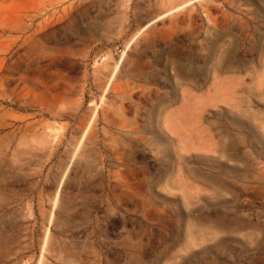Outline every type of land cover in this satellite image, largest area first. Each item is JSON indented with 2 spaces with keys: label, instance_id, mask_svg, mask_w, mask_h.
<instances>
[{
  "label": "rangeland",
  "instance_id": "rangeland-1",
  "mask_svg": "<svg viewBox=\"0 0 264 264\" xmlns=\"http://www.w3.org/2000/svg\"><path fill=\"white\" fill-rule=\"evenodd\" d=\"M258 26L264 0H0V264H264Z\"/></svg>",
  "mask_w": 264,
  "mask_h": 264
},
{
  "label": "crops",
  "instance_id": "crops-1",
  "mask_svg": "<svg viewBox=\"0 0 264 264\" xmlns=\"http://www.w3.org/2000/svg\"><path fill=\"white\" fill-rule=\"evenodd\" d=\"M250 36L243 38L242 41L237 43L250 44V45H264V27H252ZM258 55L251 54V59H258Z\"/></svg>",
  "mask_w": 264,
  "mask_h": 264
},
{
  "label": "bare ground",
  "instance_id": "bare-ground-1",
  "mask_svg": "<svg viewBox=\"0 0 264 264\" xmlns=\"http://www.w3.org/2000/svg\"><path fill=\"white\" fill-rule=\"evenodd\" d=\"M191 2H192V1H191ZM188 4H189V3H187V4H185V5H188ZM185 5H184V6H185ZM57 130H58V129H57ZM52 131L54 132V131H56V130H55V129H52Z\"/></svg>",
  "mask_w": 264,
  "mask_h": 264
}]
</instances>
